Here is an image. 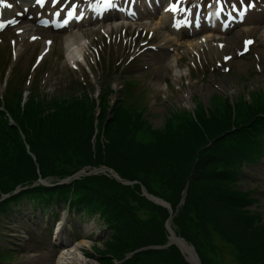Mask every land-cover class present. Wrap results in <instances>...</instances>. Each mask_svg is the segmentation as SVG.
Instances as JSON below:
<instances>
[{
	"label": "rangeland",
	"instance_id": "1",
	"mask_svg": "<svg viewBox=\"0 0 264 264\" xmlns=\"http://www.w3.org/2000/svg\"><path fill=\"white\" fill-rule=\"evenodd\" d=\"M122 24L76 32L80 34L74 40L70 39V34L74 32L56 34L53 36L55 44L47 43L46 50H43V41L47 34L38 29L36 34L42 36L38 39L39 43L30 44V47L24 45L21 49L19 45L14 47V30L0 34V88H5L3 79L11 78L8 89L10 92L7 95L10 103H18L15 93L20 89L23 97L30 94V88H26L33 83V94H47L44 101L50 108L47 106L44 112L65 107L61 102L69 97L71 100L93 98L90 104L94 113L91 114L96 122L101 120V124L105 125L107 120H112L119 101L126 96L123 91L126 82H137L134 89L131 86L135 92L134 101L148 102L143 116H139L140 111L127 113L120 110L128 119L132 117L133 122H129L127 126L133 127V134H122L127 127L123 121L119 122L109 136L106 132L111 124L101 132H97L95 124V130L89 124L84 128L88 129L91 149L102 146L98 153L91 154L92 158L99 153L103 154L98 165L84 162L81 167H77L79 163L75 165L70 160V155H67V159L57 155V159L38 163L37 156L38 178L18 184L16 190L18 193L30 187L29 190L32 191L39 187L34 183L38 179L40 180L37 182L45 183L43 186H57L51 184L57 182L59 177L53 172L59 169L67 172L77 168L60 177L66 182L102 175L116 179L102 170L103 166L110 167L113 164L125 176L118 173L122 181L116 179L123 186L100 181L99 188L103 192L97 189L95 193L101 199L109 198L112 204L110 209L119 210L121 218L110 225V218H105L103 209L101 212L104 217L100 216V212L95 209L108 206L103 200L94 208L85 209L84 214L75 208L68 212L67 206L60 202L61 197H55L56 205L51 204L44 210L31 208L34 204L28 201L11 204L7 207L12 209L11 214L6 217L2 216L3 208L0 206V251H6L8 258L0 264H63L60 262L63 255L77 247L81 250L79 255L82 259L93 264H119L117 260L132 261L130 264H264V157L256 160L250 168H245L244 175L238 168L233 181H228L232 190L224 197L221 182L204 176V166L199 165L205 163V153L211 152L212 144L216 142L221 141L223 149L234 150L224 146L221 136L226 134H210L211 139L205 132L200 137L183 138V126L187 123V118L192 119L193 124H201L200 109L204 114L213 113L211 123L219 124L224 119V108L227 105L232 117L239 118V129H245L248 123L255 122H249L250 119H256L257 116L264 118L253 113L249 120L243 119L248 107L242 108L244 101L237 103L240 98L248 100L250 95L251 98L255 96L254 101H258V95L264 98V71H261L264 70V27L251 29V33L246 35H242V30H239L225 38L227 41H224L223 47L219 46L220 42L209 43L205 47L197 46L192 51L190 42H185L172 51L164 50L150 55L143 52V43L137 38V35L143 38L142 32L137 33L139 27ZM137 24L155 29L153 42H164L166 33H161L158 25L139 21ZM252 34L260 44L248 55L230 58V53L235 54L240 47L242 36ZM16 51L19 53L17 57L14 56ZM195 51H198V56L192 55ZM174 60L181 66L179 71H176ZM142 89H146V96L140 95ZM259 89L262 90L261 94L257 92ZM103 94L109 98L107 106H102ZM69 102L58 120V125L70 126L67 127L70 130L67 137L86 126L87 119L83 121L79 114L85 112V117L89 114L77 101L73 107H69ZM67 107L79 114L69 117L65 112ZM239 108L240 111L235 112ZM261 110H264V106ZM2 112L3 116L7 114L6 111ZM135 117H140L143 121H134ZM9 118V129L1 136L0 146L8 143L6 137L11 140L26 137L25 127L20 119L14 116ZM179 123L180 129L174 131ZM185 131L192 132V128L186 127ZM174 132L179 143L170 142ZM168 133L170 134L167 135ZM111 136L114 143L110 148L111 155H108L103 153L106 149L104 145L110 143ZM43 145L41 146L45 149H52ZM72 149L74 150V146ZM122 149L130 152L133 157L129 160L123 158ZM28 154L35 155L36 150L33 149ZM2 155L7 157L8 153ZM46 165L48 169L45 168ZM217 167L223 168L221 165ZM41 169L48 172L43 174ZM247 189L253 194L250 199H257L249 204H245L243 200ZM3 194L0 185V199ZM12 195L10 193L3 198ZM34 195L39 197L38 192L31 193V198ZM151 195H156V199L158 196L166 199L168 205L163 206ZM70 198H73L72 192L68 194L67 200ZM170 210L173 214L176 211V214L179 213L175 217L177 216L180 227L189 236L184 238L189 239L196 249L197 263L190 261L188 254L177 243L169 244ZM56 213L60 216L58 219L66 216L63 233L68 238L60 246L53 247V231L45 230L44 227L51 223L53 229L52 221ZM169 226L175 230L176 235L182 236L178 234L174 219L169 221ZM81 228L86 235H82ZM69 245L71 246L68 247ZM147 250L150 251L143 253Z\"/></svg>",
	"mask_w": 264,
	"mask_h": 264
},
{
	"label": "trees",
	"instance_id": "2",
	"mask_svg": "<svg viewBox=\"0 0 264 264\" xmlns=\"http://www.w3.org/2000/svg\"><path fill=\"white\" fill-rule=\"evenodd\" d=\"M128 91L130 92L127 94L124 98H122L118 103V109L116 108V111L113 113L112 120H107L109 122L105 123V125L101 124V120H98L96 122L94 115L91 113H94L93 106L90 104V100L86 99H76L77 100H71V97L67 98L65 101L61 102L66 107L69 102V107H73L72 105L77 101L78 104L83 105L82 108H84L89 114L83 112L81 114L77 113L76 111H72L69 107L66 108V114L69 117H72L76 114L80 115V118L85 121L86 126L82 127L81 131L80 129H77L74 131L73 136L67 137L66 135L70 132L68 130L70 127L69 125H58V120L64 110L65 107L61 108H55L54 111L50 112H44L46 111V107L50 105L47 104V102L44 101V99L39 100V97L37 95H31L28 100L25 103V106H21L22 96L19 92L17 94V104L10 103L8 101V96H6V104L7 108L10 110L11 113L14 114L15 117L20 119V122L24 125L25 130L24 134L26 135V140L21 138H16L15 140H11L9 137H6V140L8 143H5L4 145L0 146V185H1V191H11L12 188H14L17 184H22V182H30L32 180H36L38 178L36 173V168H38V164L36 160H34L31 155L28 154V150L26 145H30L31 151L33 149L36 150V159L38 156V163H43L44 160H52L57 159L55 156L62 155L65 156L67 159V155H70L72 159H70L77 167H81V165L84 162H87L88 164L91 163V165H98V162L100 161L102 157V153H99L96 157L92 158L91 154L98 153V151L101 149V145L97 146V149L93 150L91 149V144L88 142V139L90 138V135L88 133V129L85 130V127H89L93 130H95V126L98 129L99 132H101L106 126L111 124L109 126V131L106 132V134L111 133L113 129L117 127L120 121H123L126 126L129 122H133L132 117L128 119V116L122 113L120 110L126 111L127 113H131L132 111H140L143 113L146 109L144 106L140 110H135L131 106L132 96L133 93L131 92V86H128ZM74 98V99H75ZM102 106H107L108 97L106 95L102 96ZM80 107V106H79ZM224 119L219 124L211 123V116L213 113L210 114V116L201 115V118H199V121L201 124L194 123L192 121L187 120V123L183 126V138H189V137H200L203 136L205 132H207V137L211 138L210 134H218L221 136L223 133L226 134L222 137V140H224V146H228L229 148H233L234 150L230 151L229 149L222 150V145L220 144L221 141L216 142L214 145L212 144V151L205 153L206 161L205 163H201L199 165V162L197 165L199 167L204 166V173L208 179H212L218 182H221V188H224L222 190V194L227 195L232 189L230 185L228 184V181L231 180L233 175L235 174V168L234 165L236 162L241 161L242 159L246 158L249 155H255L257 152H259L261 147V136L263 132V128L261 126V118L257 116V118L250 119L253 117V113L258 115L257 109L255 106H253L252 109H246V115L243 117L245 120H249V122L255 120L253 123H248L247 128L245 129H239L240 123L239 118L232 117L228 106L226 105L224 108ZM76 110V109H75ZM23 111V112H22ZM1 115L3 116V113L0 112V119ZM92 118H94L92 120ZM126 119V120H124ZM39 120V121H36ZM81 120V121H82ZM80 121V122H81ZM134 121H143L140 117H135ZM247 123V122H245ZM95 124V126H94ZM9 123L8 120L4 119V117L0 120V139L1 136L9 129ZM181 123H179L174 129V131H177L180 129ZM81 126V124H80ZM41 130H39L40 128ZM128 127V128H127ZM126 129L123 130L122 134L125 136L126 134H133L131 126H127ZM186 127H191L192 132L185 131ZM219 128L216 130H213L211 128ZM209 128V129H208ZM234 128V130H232ZM37 129V130H36ZM4 134V135H5ZM168 133L167 135H169ZM89 135V137H88ZM219 136L217 137V140H219ZM108 138V137H107ZM177 134L174 132L172 133L170 137L171 143H179ZM206 139V138H205ZM212 139V138H211ZM110 143L104 145L105 146V152L108 155H111L110 148L113 146L114 138L111 136L109 137ZM207 140V139H206ZM215 140V141H217ZM241 141V142H238ZM235 143V146L233 147V144ZM44 144V145H43ZM6 145V146H5ZM43 146L51 147L52 149H45ZM5 146V147H4ZM72 146H74V150L72 149ZM15 148V149H14ZM56 148V149H55ZM7 152L8 156L2 155L3 153ZM109 152V153H108ZM123 158L126 160H129L133 157V155L122 149ZM227 155V157L225 156ZM23 156V157H20ZM27 156V157H24ZM228 158V159H227ZM23 159H27L26 161H19ZM228 161L227 163L231 164L232 168H229V170L225 168H218L217 165L224 166L225 161ZM197 163V162H195ZM109 165V163H106ZM48 167V165L45 166V168ZM110 167L114 169L117 173H119L122 177H125L119 168H117L115 165L110 164ZM48 169V168H46ZM77 170V168H74L70 171L59 169L55 172H53L57 178L64 177L70 172ZM43 174H46L48 171H44L41 169ZM196 174V173H195ZM194 174V175H195ZM193 175V176H194ZM192 176V178H193ZM93 177H85L83 179H75L70 184H63V185H57L54 188H49L50 191H54L53 195L56 197H61L60 200L66 201L68 198V194L72 192L73 194V200L72 204L76 206H88V207H94L97 203H100L103 200L104 204H108L103 206V212L106 216H109L110 225H114V223L117 221V218H121V213L119 210L110 209V206L112 207V204L110 203L109 198L101 199V196H98L95 191L99 189V191H102L99 188V182L109 183L113 184L114 186H123L119 181H117L114 178H110L108 176L102 175L101 177L94 176ZM58 178V179H59ZM46 188L43 186H39L36 189L30 191L29 189L22 190L19 194L15 195L14 198L18 197L19 199H24L26 195L31 197V193H37L38 191L45 192ZM103 192V191H102ZM189 192V190H188ZM187 192V194H188ZM33 196V195H32ZM36 196V195H34ZM225 197V196H224ZM188 199V198H187ZM244 203L246 204L249 202V199L245 198V193L243 195ZM173 203V202H172ZM109 207V208H108ZM177 213V212H176ZM177 216L179 215L176 214ZM177 216H174V222H176L178 226V234L182 235L183 237L188 238L187 232L185 230H182L179 224V220L177 219ZM168 217V216H167ZM155 217H152L154 219ZM178 220V221H177ZM158 222H160V218H158ZM189 240V239H188ZM190 241V240H189ZM191 242V241H190ZM150 250L144 251L143 253H148ZM199 254V253H198ZM200 255V254H199ZM137 261V258H135V262ZM132 261H123L121 264H130ZM115 264V263H113Z\"/></svg>",
	"mask_w": 264,
	"mask_h": 264
},
{
	"label": "bare ground",
	"instance_id": "3",
	"mask_svg": "<svg viewBox=\"0 0 264 264\" xmlns=\"http://www.w3.org/2000/svg\"><path fill=\"white\" fill-rule=\"evenodd\" d=\"M35 34H36L35 29L29 27V25H25V27L22 28V33L20 35H18L17 37H14V39L16 40V42H21L22 45H30L32 43L34 45H37L39 43V41L36 40ZM70 35L72 36L70 38L71 40L76 39V37H74L73 34H70ZM197 45L201 46V44H198V43H197ZM174 61H175L174 66H177L176 71H179L181 66L178 63L176 64V60H174ZM25 199L32 201V203L36 202L35 199L31 200L28 195L25 196ZM62 221L65 222L63 217H62ZM60 233H61V229L59 228V230L57 231V234H56L57 238L59 237ZM172 240L176 241L182 247V249L184 251H186V253L188 255H190L189 253L193 252V248L190 245H188L184 240L176 238L175 236H172ZM66 251H64V252H66ZM80 252H81V250H80V248L78 249V247L75 249H70L65 255H63L64 258L61 259L60 262L63 264H68V263H70V264H73V263H75V264H93L91 262L84 261V259H82V257L79 255Z\"/></svg>",
	"mask_w": 264,
	"mask_h": 264
},
{
	"label": "water",
	"instance_id": "4",
	"mask_svg": "<svg viewBox=\"0 0 264 264\" xmlns=\"http://www.w3.org/2000/svg\"><path fill=\"white\" fill-rule=\"evenodd\" d=\"M103 168H104V169L111 170V169H109V168H107V167H103ZM166 204L168 205V203H166ZM172 236H175L176 238L182 239V240H184V241L188 244V242H187L184 238H182V237L176 235V233H175V231H174L173 229H171V236H170V238H169V244H171V243H173V242L177 243L176 241H173V240H172ZM177 244H178V243H177ZM178 245H179V244H178ZM188 245H189V244H188ZM179 246H180V245H179ZM190 246L193 248V252L190 253V255L187 256V258H188L190 261H192V262H194V263H197V257H196L195 251H194V246H192V245H190ZM180 248L182 249L181 246H180ZM182 251L185 252L183 249H182ZM193 253H194V254H193Z\"/></svg>",
	"mask_w": 264,
	"mask_h": 264
},
{
	"label": "snow or ice",
	"instance_id": "5",
	"mask_svg": "<svg viewBox=\"0 0 264 264\" xmlns=\"http://www.w3.org/2000/svg\"><path fill=\"white\" fill-rule=\"evenodd\" d=\"M45 2V0H37V3L38 4H43ZM53 2L54 3H59V0H53ZM251 5H249V7H250ZM9 7H11V5H9ZM166 10H171V11H173V12H175V11H177L178 10V6H176V5H174V6H172L170 9H166ZM186 11H190V9H186ZM59 13H57V15H58ZM68 15L69 16H72L73 15V12H69L68 13ZM65 23H67V21H65ZM251 43V41H246L245 42V50H247V45L248 44H250Z\"/></svg>",
	"mask_w": 264,
	"mask_h": 264
}]
</instances>
